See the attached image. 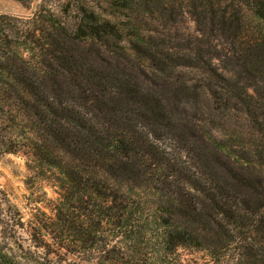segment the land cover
Segmentation results:
<instances>
[{"label":"trees","instance_id":"1","mask_svg":"<svg viewBox=\"0 0 264 264\" xmlns=\"http://www.w3.org/2000/svg\"><path fill=\"white\" fill-rule=\"evenodd\" d=\"M114 2L107 18L80 9L72 33L44 8L28 19L0 15V120L21 137L2 153L30 150L35 169L28 171L51 170L58 196L52 216L33 217L32 236L45 234L58 251L88 264H200L193 257L199 253L202 264L231 257L264 264V0H189L197 36L190 47L167 46L189 51L187 59L167 51L157 59L159 45L144 46V24L135 16L162 0ZM119 11L129 13L127 25L115 21ZM87 41L98 45V56L108 54L103 70L76 51ZM142 56L174 109H193L189 126H181L221 171L206 158L204 171L182 135L187 159L160 147L182 121L134 82ZM46 76L66 78L77 98L69 104L50 94ZM209 103L220 120L211 126L223 129L228 109L248 137L247 145L234 141L249 148L230 159L239 174L225 164L224 146L206 144L197 131ZM17 219L0 230V264H53L20 247Z\"/></svg>","mask_w":264,"mask_h":264},{"label":"rangeland","instance_id":"2","mask_svg":"<svg viewBox=\"0 0 264 264\" xmlns=\"http://www.w3.org/2000/svg\"><path fill=\"white\" fill-rule=\"evenodd\" d=\"M172 0H162L163 4H158L155 10L151 13L142 10L139 15L135 18L140 19L144 24L141 26V33H144V42L146 45H159L156 49V58L158 59L162 55L166 54V51L173 58H188L192 54L187 50L167 49V46L172 48L176 46L190 47L193 43L194 38L197 36L196 25L191 15L188 14L190 11L189 0H173L174 4L168 2ZM109 3H115L114 0H0V15H6L10 17L28 19L32 18L33 15L38 12L41 8L49 10L58 20L65 23L68 31L72 33L76 23L78 21L77 13L80 9L84 8L90 12H93L99 18H107L111 9L108 6ZM116 14L115 21L122 25H127L129 13L119 11ZM132 17V16H131ZM245 22L248 29L255 30V22L249 15H246ZM119 46L125 47L122 43ZM149 48V46H147ZM76 51L83 57L94 63L98 70H103L105 67L104 61L100 59H108V54L102 50L99 56L96 53L98 45L90 42H84L79 46L75 47ZM132 61L131 58H129ZM127 65V64H126ZM151 63L148 62L143 56L139 58V65L135 67L136 71L133 72L134 82L144 92L149 95L159 97L163 104L171 110L174 109L173 101L170 98L169 93L161 94V88L159 81L154 79L151 70ZM129 67V65H127ZM44 85L47 91L55 93L57 97H60L61 101L71 104L73 99L71 96L77 95L68 88V82L66 78H51L49 76L44 77ZM53 89V92H51ZM71 89V93L69 90ZM170 92V91H169ZM172 95V94H171ZM177 104V103H176ZM208 105V104H206ZM176 106L179 109L174 111L173 118L180 119L182 122L178 125L176 134L171 136H165L160 141V147L169 153L173 157H179L185 159L188 157L186 149L182 148L183 142L179 136L182 135L188 140L196 150L195 154L191 152V157L200 159L199 166L202 167L207 173L210 172V168L207 163L219 170L211 160V154L208 151L202 150V143L193 142L191 136L185 134V129L181 125H188V118L186 115H193V109L189 107H183L179 104ZM182 108L185 109L186 114L181 112ZM203 119H208L203 123H197V131L202 133L205 138L206 144H213V142L222 144L224 151L221 153L225 157V164H229L228 168L232 169L237 174L241 173L239 169L234 167L230 162L233 154L242 155L249 151L246 140L244 129H239L236 125V120L233 116H238L237 113L226 109L225 117L222 118L221 122L225 123L223 129L222 125L211 126L209 120H214V123H218L219 116L217 112L212 110V105L209 103V109L204 110ZM199 115V114H198ZM20 118L19 120H21ZM187 120V121H186ZM26 122V119H23ZM179 123V120H177ZM220 123V122H219ZM182 128H181V127ZM242 139L244 145L241 147L237 146L234 142L235 139ZM11 140L21 141V137L18 132L9 134L6 128V123L0 120V230L7 229L8 231L15 224L13 221H17V218H21V228L15 229V240L25 251H30L35 255L39 256L45 262L58 264L64 260L74 262L77 264H88L85 261H79V258L67 256L63 252L53 245L52 241L45 234H39L35 237L32 236L30 227L35 223L34 216L42 219L39 212L45 213L48 217L53 215V206L58 200L56 190L53 187L51 181V170H46L44 173L40 171L29 172L28 165L33 166V160L30 154V150L18 147L14 153H2L3 145H6ZM189 144V145H190ZM5 147V146H4ZM198 155V157H196ZM204 156V157H203ZM223 157V158H224ZM207 160V163L205 159ZM187 159V158H186ZM32 163V164H31ZM34 168V166H33ZM35 169V168H34ZM194 171V170H192ZM198 172V169L196 170ZM248 171L244 170L242 174L247 175ZM222 174L227 180L231 181L226 172L222 171ZM201 179V178H200ZM203 181V180H202ZM11 242V241H10ZM36 245L41 248H36ZM193 257L198 260V263L202 264L206 259L203 254H194ZM235 257H231L224 264H232L236 262ZM85 259V258H81ZM210 264V262H208Z\"/></svg>","mask_w":264,"mask_h":264}]
</instances>
